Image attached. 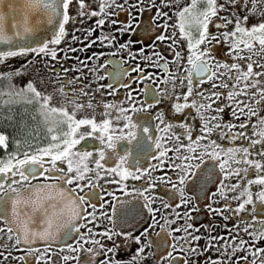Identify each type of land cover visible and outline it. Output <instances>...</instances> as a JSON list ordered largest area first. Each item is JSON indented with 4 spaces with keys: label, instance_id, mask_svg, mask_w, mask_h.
I'll return each instance as SVG.
<instances>
[{
    "label": "snow or ice",
    "instance_id": "obj_1",
    "mask_svg": "<svg viewBox=\"0 0 264 264\" xmlns=\"http://www.w3.org/2000/svg\"><path fill=\"white\" fill-rule=\"evenodd\" d=\"M0 81V264H264V0H0ZM202 201L239 235L192 243Z\"/></svg>",
    "mask_w": 264,
    "mask_h": 264
},
{
    "label": "flooded vegetation",
    "instance_id": "obj_2",
    "mask_svg": "<svg viewBox=\"0 0 264 264\" xmlns=\"http://www.w3.org/2000/svg\"><path fill=\"white\" fill-rule=\"evenodd\" d=\"M144 15L147 16V13H145ZM125 18H126L125 13H123V12L119 13L118 17H113V19H120V20H124ZM94 19L95 18H92V19L85 18L83 21L78 20L75 23L70 24L69 25V35L72 34V29L75 28L76 34L78 36H83L84 30L87 29L88 27L92 26V22ZM118 26L119 25H117V24H113L111 26H109L108 24H105L104 25V32H106V33L111 32L113 28H116ZM99 34H100L99 28L95 29L92 33L93 36H97ZM127 38H129V34L125 33V35L122 39H127ZM132 38L138 39L139 34L138 33L132 34ZM66 42H68V41H66ZM72 46H75V45H72ZM134 47H139V45L136 44V45H134ZM96 51L111 52V51H113V49H111L107 46L94 44L93 46H91L87 49V55H91L93 52H96ZM60 54H62V53H60ZM74 55L79 57L81 61L86 63L89 68L92 67V64H93L92 61H85L84 60V56H85L84 52H78V53H75ZM115 58H120V53L117 52ZM103 59L104 58L102 57L100 60L101 63L103 62ZM51 63L54 64L55 62H51ZM76 63H77V61L75 59H69L65 62L64 67H68L69 65L76 64ZM105 68L108 69L109 71H115L116 70L114 64L106 65ZM81 71L86 73L83 77H81V84L87 86V91L92 93L94 99L99 100L101 98L102 93L110 92L109 88H101L99 92L93 91V89L96 88L97 84H100V85L112 84V81L108 76H105L102 80H96L91 73H87V69H81ZM103 71L104 70H99L98 74L102 75ZM148 71H158V69H148ZM50 75L55 77V73H50ZM74 75H76V73L74 71L69 72V76H74ZM24 79L25 78L22 77L19 80H17L16 83H22ZM0 82H2V85H3L4 82L3 81H0ZM144 83L151 84V81L142 82L140 86L143 87ZM2 85H0V86H2ZM73 86H75V85H73ZM114 86L115 85H113V87ZM161 86H163V85H161ZM204 87L207 88L208 85L205 84ZM124 91H125L124 89H118L116 96L104 95L103 99L104 100L123 99L124 98L123 97ZM23 107H24L23 105L17 106L16 107L17 113H19L21 111V108H23ZM161 107H163V104L161 105ZM135 115L136 114H134V116ZM144 118H145L144 114L141 113L140 119H144ZM30 123H31V121H30ZM43 136H44V131L41 128L40 129V138H43ZM127 183H129L130 187L133 184V182L131 180L127 181ZM157 192L160 194H163L162 190L159 188L157 189ZM105 199H107V197H105ZM204 203L205 202L202 201L200 204L196 205V207L194 208V210L191 214L193 216V220H191L190 222L197 226V228L199 229L198 234L204 236L205 238H202L198 242H192V243H198L200 246H204L205 240L207 237H209V236L215 237L217 235H220L221 232H223L226 237H228L229 233H231V235H239L238 233L232 232L231 228H221V225H223V224H235L236 223L235 218L228 220V221H225L222 216L210 213L208 211V209L204 207ZM208 203H210V202H208ZM257 210H259V209H257ZM217 221H219V224L216 223ZM189 231L193 232L194 230L189 229ZM249 231H251V229H249ZM212 242L215 243V240L213 239ZM262 243H264V242H262ZM4 251L10 252L12 257H17L23 253H26L27 248L26 247H20V246H18L16 250H13L11 248H7V249L0 248V252H4ZM197 252H198V250H197ZM69 254L74 255L73 253H69ZM216 254H219V253H216L213 250H209L208 252L204 253V255H207V256H213ZM46 255L51 257L50 264H57V257L59 255H63V253H60L59 248L54 246L48 253H46ZM84 255L85 254L83 252L80 253L81 259H83ZM121 255L123 256V254H121ZM177 259H178L179 264H184L185 257L183 256V254H181V256H179ZM194 260H203V256H201L199 254H190L188 256V264H192V262ZM3 264H26V262L22 261V260H18V259H9L7 261H4ZM28 264H45V261L42 259L41 261L37 262L34 259L30 258L28 261ZM64 264H75V262L74 261H67V262H64Z\"/></svg>",
    "mask_w": 264,
    "mask_h": 264
},
{
    "label": "rangeland",
    "instance_id": "obj_3",
    "mask_svg": "<svg viewBox=\"0 0 264 264\" xmlns=\"http://www.w3.org/2000/svg\"><path fill=\"white\" fill-rule=\"evenodd\" d=\"M28 57H16V58H10L8 60V64L13 66V67H16V66H19L21 64L24 63V60L27 59ZM0 85H2V82H0ZM17 110V108H16ZM17 112V111H16ZM5 122L0 119V128H2L4 126Z\"/></svg>",
    "mask_w": 264,
    "mask_h": 264
}]
</instances>
